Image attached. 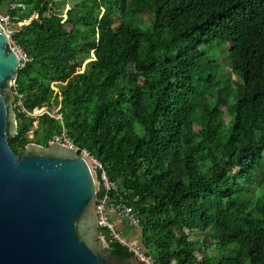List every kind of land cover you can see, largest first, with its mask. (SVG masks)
I'll return each instance as SVG.
<instances>
[{
    "label": "trees",
    "instance_id": "1",
    "mask_svg": "<svg viewBox=\"0 0 264 264\" xmlns=\"http://www.w3.org/2000/svg\"><path fill=\"white\" fill-rule=\"evenodd\" d=\"M0 11L36 14L11 35L27 57L13 87L17 154L64 128L118 185L155 264H264V0H80L64 17L52 0H0ZM216 42L223 76L203 61ZM100 230L113 256L132 255Z\"/></svg>",
    "mask_w": 264,
    "mask_h": 264
},
{
    "label": "water",
    "instance_id": "2",
    "mask_svg": "<svg viewBox=\"0 0 264 264\" xmlns=\"http://www.w3.org/2000/svg\"><path fill=\"white\" fill-rule=\"evenodd\" d=\"M22 65L0 23V264H141L108 251L95 204L97 172L74 146L31 141L19 155L13 81Z\"/></svg>",
    "mask_w": 264,
    "mask_h": 264
},
{
    "label": "built area",
    "instance_id": "3",
    "mask_svg": "<svg viewBox=\"0 0 264 264\" xmlns=\"http://www.w3.org/2000/svg\"><path fill=\"white\" fill-rule=\"evenodd\" d=\"M9 8L24 9L25 5L22 2H12L10 3ZM29 20L30 18H24L22 20H19L18 18L12 16L9 12L0 11V23L5 27V29L10 35H13L15 32L18 31V29L14 27V22L23 25ZM14 46L19 51L22 60H27V57L25 56L23 50L20 47H17V45ZM15 86L16 81L14 80L13 87ZM18 97V103L21 104L22 94H18ZM44 112L51 114L47 110H44ZM52 116L61 118L60 113H54L52 114ZM50 140H54L56 142H63L67 145L75 147L71 139L67 136L66 130L64 128L61 129L59 133L54 134ZM81 153L87 155L90 158L91 163L93 164L94 169L97 172V179L99 176L98 188L99 191L100 189L102 190V195L100 198H98L97 196L95 207L99 215L98 222L100 228L106 227L110 231L109 238L118 239L122 245L127 247L128 251L132 255L136 256V258L140 261L141 264H155L154 259L151 256L145 255L139 247L128 243L125 239H123L121 234L115 230L113 223L106 216L107 211L120 213L121 215L125 216L128 224L131 227H138V219L135 216L130 204H128L127 200L120 195L121 191L118 185L108 179L102 163L95 157L90 156L85 149H82ZM110 192L114 193L113 196H110Z\"/></svg>",
    "mask_w": 264,
    "mask_h": 264
},
{
    "label": "rangeland",
    "instance_id": "4",
    "mask_svg": "<svg viewBox=\"0 0 264 264\" xmlns=\"http://www.w3.org/2000/svg\"><path fill=\"white\" fill-rule=\"evenodd\" d=\"M80 0H52V6L54 8V10L60 14L62 17L65 16V12L68 8H70L73 4H75L76 2H78ZM36 17V14H34L32 17H30V20L32 18ZM29 20V21H30ZM16 24L14 22V27H16ZM19 25V24H18ZM14 45H17L13 40H12ZM18 47V46H17ZM22 49V48H21ZM202 52H204V58L203 61L206 62L208 60L213 61L214 63L217 64L218 69L216 74L219 76H223L224 74H226L229 69H230V62L228 59V55H227V45L224 42H216L214 44H212L211 47L209 46H203L201 48ZM82 57V59H86L87 55L86 54H81L80 55ZM38 115H36L35 117H37ZM228 120V118H226V121ZM37 121L35 122V126L32 128V130L29 132V137L32 138L33 137V131L34 129L37 127ZM141 128L138 127V130H140ZM35 142V141H34ZM258 186H259V177L256 174L253 178V183L247 187L246 189V194L250 195L252 191L255 192V194H257L258 192ZM109 212V213H108ZM112 211H107V218L112 222V220L114 222V228H116V230L120 231V234L122 235L123 239H125L128 243L133 244L137 247H139L142 250L141 247V237H140V231L139 229H137L136 227H131L130 225L126 224L125 221L124 222H120V224L116 225V221L117 219L120 220H124L123 215H121L120 213H116V212H112ZM198 230L195 231V233L190 237L192 240H197L198 239ZM205 233H209L208 231H206ZM202 234V233H201ZM235 250V246H228V247H215V246H209L206 251L210 256H229L231 254L234 253Z\"/></svg>",
    "mask_w": 264,
    "mask_h": 264
},
{
    "label": "crops",
    "instance_id": "5",
    "mask_svg": "<svg viewBox=\"0 0 264 264\" xmlns=\"http://www.w3.org/2000/svg\"><path fill=\"white\" fill-rule=\"evenodd\" d=\"M124 219V218H123ZM117 224H120V222H122V220H120V219H117Z\"/></svg>",
    "mask_w": 264,
    "mask_h": 264
}]
</instances>
